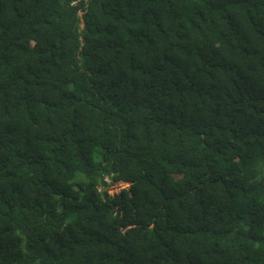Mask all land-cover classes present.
Returning <instances> with one entry per match:
<instances>
[{"label": "trees", "instance_id": "obj_1", "mask_svg": "<svg viewBox=\"0 0 264 264\" xmlns=\"http://www.w3.org/2000/svg\"><path fill=\"white\" fill-rule=\"evenodd\" d=\"M0 264H264V0H0Z\"/></svg>", "mask_w": 264, "mask_h": 264}, {"label": "rangeland", "instance_id": "obj_2", "mask_svg": "<svg viewBox=\"0 0 264 264\" xmlns=\"http://www.w3.org/2000/svg\"><path fill=\"white\" fill-rule=\"evenodd\" d=\"M129 185H130V182L117 181V182L108 184L107 191L109 192V194L113 195L115 193L120 192L123 188H128Z\"/></svg>", "mask_w": 264, "mask_h": 264}, {"label": "built area", "instance_id": "obj_3", "mask_svg": "<svg viewBox=\"0 0 264 264\" xmlns=\"http://www.w3.org/2000/svg\"><path fill=\"white\" fill-rule=\"evenodd\" d=\"M107 181H109L107 178H106Z\"/></svg>", "mask_w": 264, "mask_h": 264}, {"label": "bare ground", "instance_id": "obj_4", "mask_svg": "<svg viewBox=\"0 0 264 264\" xmlns=\"http://www.w3.org/2000/svg\"><path fill=\"white\" fill-rule=\"evenodd\" d=\"M122 184V183H121Z\"/></svg>", "mask_w": 264, "mask_h": 264}]
</instances>
